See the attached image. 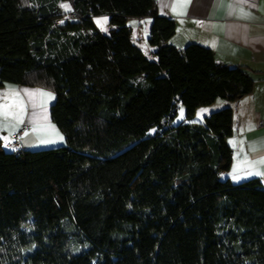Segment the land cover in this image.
Segmentation results:
<instances>
[{"label":"trees","instance_id":"1","mask_svg":"<svg viewBox=\"0 0 264 264\" xmlns=\"http://www.w3.org/2000/svg\"><path fill=\"white\" fill-rule=\"evenodd\" d=\"M153 1L0 0V86L51 90L64 138L18 154L0 142V264H264V189L220 179L231 109L166 128L176 101L192 117L253 80L209 49L162 44L174 23ZM144 17L154 61L126 25Z\"/></svg>","mask_w":264,"mask_h":264},{"label":"crops","instance_id":"2","mask_svg":"<svg viewBox=\"0 0 264 264\" xmlns=\"http://www.w3.org/2000/svg\"><path fill=\"white\" fill-rule=\"evenodd\" d=\"M153 5L159 17L174 23L173 36L162 44L178 50L189 44L209 49L218 64L241 68L253 80L248 95L232 103L221 99L217 105L232 111V134L225 139L232 151L231 162L220 179L233 185L258 179L264 189V127L258 126L259 119L264 118V0H154ZM126 25L130 38L135 37V46L144 54L142 49L146 47L141 48L140 42L141 37L143 41L149 35L150 18H129ZM146 49L154 57L155 49ZM53 102L54 93L49 89L0 86L2 147L11 142L23 125L28 128L19 137L20 151L64 145V138L50 116ZM211 111L214 109L208 110Z\"/></svg>","mask_w":264,"mask_h":264},{"label":"rangeland","instance_id":"3","mask_svg":"<svg viewBox=\"0 0 264 264\" xmlns=\"http://www.w3.org/2000/svg\"><path fill=\"white\" fill-rule=\"evenodd\" d=\"M63 4L62 5V11L64 13H66L67 11H69V7L65 8ZM96 29L104 35L108 34V31L110 29L109 27V22H108V18L105 15H101V16H96L92 19ZM97 21H99V23H97ZM128 24H130V22H128ZM140 39V37H139ZM131 42L135 45L137 42L135 41V37L131 38ZM145 45L146 48L149 49V45L147 43V39H143L142 41V37H141V42H140V46L141 48H143ZM138 48V47H137ZM145 48V50H147ZM144 52V55L146 56V58H148L151 61H154L155 58L150 56L144 49H142ZM221 99H216V102L214 101L212 104L208 105V106H202L199 107L195 110L194 115L192 117H187L186 113H185V109L183 107V105L181 104L180 101H176L175 102V114L172 117V119L169 121V123L166 125V128H172V127H176L178 125H182V124H189V123H193V124H202L204 121V118L209 116L211 113L217 112L222 108L217 107L218 103H220ZM212 108L214 109V111L208 112V110ZM219 108V109H217ZM155 132V129L152 128L148 134H153ZM4 149L7 152H12V150L10 148H6L4 147Z\"/></svg>","mask_w":264,"mask_h":264},{"label":"built area","instance_id":"4","mask_svg":"<svg viewBox=\"0 0 264 264\" xmlns=\"http://www.w3.org/2000/svg\"><path fill=\"white\" fill-rule=\"evenodd\" d=\"M69 20H73L76 18L74 13H71L68 15L67 17ZM262 59H264V56H262ZM258 126L260 127H264V118L259 119L258 121ZM28 127L26 125H23L21 127V129L19 131H17L13 136H12V140L9 143L5 144L6 148H10L12 150V152H14L15 154H18L20 152V148H19V137L22 134V132L24 130H26Z\"/></svg>","mask_w":264,"mask_h":264},{"label":"snow or ice","instance_id":"5","mask_svg":"<svg viewBox=\"0 0 264 264\" xmlns=\"http://www.w3.org/2000/svg\"><path fill=\"white\" fill-rule=\"evenodd\" d=\"M65 8H67L68 6L67 5H64ZM97 23H99V21H97Z\"/></svg>","mask_w":264,"mask_h":264}]
</instances>
